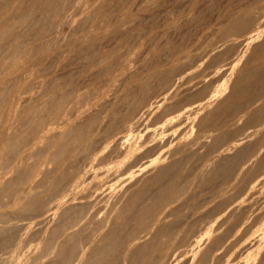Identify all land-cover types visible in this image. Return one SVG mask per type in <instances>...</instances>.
<instances>
[{
  "label": "bare ground",
  "instance_id": "1",
  "mask_svg": "<svg viewBox=\"0 0 264 264\" xmlns=\"http://www.w3.org/2000/svg\"><path fill=\"white\" fill-rule=\"evenodd\" d=\"M225 12L174 56L171 20L133 50L128 0H0V264L102 228L84 264H264V0Z\"/></svg>",
  "mask_w": 264,
  "mask_h": 264
},
{
  "label": "rangeland",
  "instance_id": "2",
  "mask_svg": "<svg viewBox=\"0 0 264 264\" xmlns=\"http://www.w3.org/2000/svg\"><path fill=\"white\" fill-rule=\"evenodd\" d=\"M140 1L141 0H139V2H138V0H137V2H136V0L135 1L134 0H128V3L130 4L131 10L133 8V10H135V13L137 10V15H140L138 17L140 20L139 21L140 24L137 25L140 28L135 27V29H134L135 32H134V34L130 40V45H132L133 50H136L139 52L148 50L150 48L151 43H152L151 41L153 39L152 38L153 34L157 31H161L164 23L171 20L172 22H174L176 25L179 26L177 29L173 30L172 34L170 33L169 38H170L171 44L173 45L172 46L173 49H171V50H172V53L174 56H180L181 54H183L185 52H189V51L196 52L197 50L200 51V50H203V49L209 47L210 43H212V39H214V37L212 35L209 36V33L214 29L213 27H215L217 25V23H218V21H220L221 17L224 16V12L227 10V7L237 0H208V1L201 0L202 2L200 1L198 4H196L197 6L193 7V9H191V10L189 9L191 6L190 0H188L189 2L187 1L188 3L185 1V4L187 3L185 5V7L183 5L184 0L183 1H181V0H177V1L176 0H164V1H162L161 0L162 2L160 0L159 1H157V0L156 1L155 0H151V1L146 0L143 2H140ZM149 1H150V3L151 2L152 3L150 4ZM203 1H205V2H203ZM132 3L134 5V7H132L133 6ZM162 3H164V5H162ZM179 3L180 4L183 3V4H181V6H180ZM152 4H153V6H152ZM142 5H144V6H142ZM138 6H141V7L139 9H137ZM151 8H154V9L156 8L157 11H155L156 9L154 10ZM149 10H150V12H149ZM143 11L147 12V13L149 12V13L148 14L145 13L147 15H143L144 14ZM141 13H143V14H141ZM151 13H153V14H151ZM148 15L151 17L149 18ZM191 15L194 17H193V19L190 20L189 17ZM146 16H148V17H146ZM156 16H157V18H155ZM185 16L186 17L188 16V17L186 18ZM182 17L184 18V20H181V19H183ZM149 19L150 20L152 19V20L149 22ZM154 19H155V22H154ZM180 21H182V23ZM179 22H180V24H179ZM183 22H186V23L184 24ZM145 24H147V26ZM149 25H151V26H149ZM143 27H145V28H143ZM136 28H138L139 30L137 29L138 30L137 31ZM208 29H210V30H208ZM57 32H58L59 37H64L68 33V30L64 24H59L57 26ZM133 38H135V39H133ZM207 61H209L210 63H215L213 57H209L207 59ZM215 65H216V63L213 66H215Z\"/></svg>",
  "mask_w": 264,
  "mask_h": 264
},
{
  "label": "clouds",
  "instance_id": "3",
  "mask_svg": "<svg viewBox=\"0 0 264 264\" xmlns=\"http://www.w3.org/2000/svg\"><path fill=\"white\" fill-rule=\"evenodd\" d=\"M261 24L264 25V21H261ZM261 29H264V28H261ZM123 155H125V153ZM144 161H142V162H144ZM135 168L136 167H134L133 169H135ZM149 174H151V173H149ZM72 231L74 232L75 229H72ZM106 231H107L106 228H102L100 230V232L96 235V237L91 239V242H90V239H88V240H81V242L79 243V256H80V259L75 260V264H84L83 258L85 256H87V254L90 252V250L93 249V246L96 243V240L99 239L100 236H103ZM150 231L154 232L155 229L153 228ZM147 239H148V234L147 233L142 234L139 237H132L131 240L128 241V243L126 245L127 246V249H128V252H130L133 248H135L136 245L143 244ZM127 258H128V255H127V253H125V262H127Z\"/></svg>",
  "mask_w": 264,
  "mask_h": 264
}]
</instances>
